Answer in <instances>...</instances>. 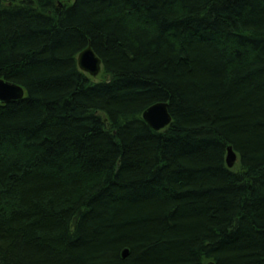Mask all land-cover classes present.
Segmentation results:
<instances>
[{
    "label": "trees",
    "instance_id": "1",
    "mask_svg": "<svg viewBox=\"0 0 264 264\" xmlns=\"http://www.w3.org/2000/svg\"><path fill=\"white\" fill-rule=\"evenodd\" d=\"M0 77V264H264V0H0Z\"/></svg>",
    "mask_w": 264,
    "mask_h": 264
},
{
    "label": "water",
    "instance_id": "2",
    "mask_svg": "<svg viewBox=\"0 0 264 264\" xmlns=\"http://www.w3.org/2000/svg\"><path fill=\"white\" fill-rule=\"evenodd\" d=\"M77 65L79 69L90 76H96L102 68V60L94 52L90 43L86 45L77 55ZM24 89L9 80L0 77V102L10 103L22 99ZM143 119L154 129L161 130L171 122V115L168 111V103L159 101L148 106L142 113ZM237 153L232 146L226 150L225 161L229 168H232L237 162ZM264 233V229H263ZM128 250L122 251V256H126ZM206 264H215L212 260Z\"/></svg>",
    "mask_w": 264,
    "mask_h": 264
},
{
    "label": "rangeland",
    "instance_id": "3",
    "mask_svg": "<svg viewBox=\"0 0 264 264\" xmlns=\"http://www.w3.org/2000/svg\"><path fill=\"white\" fill-rule=\"evenodd\" d=\"M102 72H101V70H100V72L96 75V76H91L92 77V79L93 80H99V79H101L102 78Z\"/></svg>",
    "mask_w": 264,
    "mask_h": 264
}]
</instances>
